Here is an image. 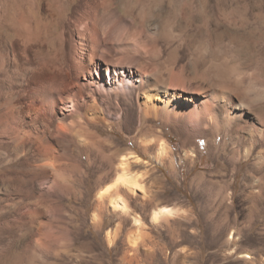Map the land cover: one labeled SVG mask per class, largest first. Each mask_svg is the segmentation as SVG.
Returning a JSON list of instances; mask_svg holds the SVG:
<instances>
[{
    "label": "rangeland",
    "instance_id": "374dc122",
    "mask_svg": "<svg viewBox=\"0 0 264 264\" xmlns=\"http://www.w3.org/2000/svg\"><path fill=\"white\" fill-rule=\"evenodd\" d=\"M50 3L33 6L54 45L33 16L14 39L0 30V264H264V0ZM108 66L114 90L99 85ZM132 73L177 89L184 112L166 118L156 98L144 118ZM208 104L242 114L215 132ZM123 155L141 186L100 196ZM160 206L173 215L153 220Z\"/></svg>",
    "mask_w": 264,
    "mask_h": 264
},
{
    "label": "bare ground",
    "instance_id": "6f19581e",
    "mask_svg": "<svg viewBox=\"0 0 264 264\" xmlns=\"http://www.w3.org/2000/svg\"><path fill=\"white\" fill-rule=\"evenodd\" d=\"M60 0H51V3L50 5L52 7H50L51 9L53 8L54 12H58L60 15L61 12H62V9L60 8H57L55 6L59 5L57 4ZM13 2V1H12ZM35 0H15L12 4V7H9V10L11 8V13L9 15V23L10 25L8 24L7 26H4V25H1L0 27V30H2L1 32L3 31H7L6 34L8 33L9 34V38L10 39H14V37H17L23 33L26 32L27 28H25V32L23 30V28L25 26H32V20L30 19V16H33V24L36 26V29L42 34H46L49 32V35L46 36V39H48V42L52 43L54 45V36L53 34H50L52 31L51 29H49V24L48 23H45V22H42V18L40 16V14H38V10H36L35 6H33ZM77 2V1H76ZM70 4V3H69ZM36 6L38 4H35ZM41 6V5H39ZM38 6V8H39ZM61 6V5H60ZM72 7V6H71ZM35 9V10H34ZM64 9V8H63ZM52 10V12H53ZM8 11V10H7ZM41 12V11H40ZM53 12V13H54ZM46 14V13H45ZM17 15H21L22 16V19L25 18V20L21 21V20H15V17ZM42 15V14H41ZM66 15V14H65ZM7 17V16H6ZM43 17V16H42ZM20 18V17H19ZM30 19L31 22L29 21L27 24L26 22L28 20L26 19ZM56 18V17H55ZM7 21V19H6ZM25 22V25H23ZM55 23V22H54ZM62 23V22H61ZM60 23V24H61ZM4 24V23H3ZM6 24V23H5ZM51 25V24H50ZM55 25V24H54ZM52 24V26H54ZM33 26V27H35ZM58 26V25H57ZM31 27V28H33ZM35 29V30H36ZM56 29V28H54ZM33 29H31L30 31H32ZM34 30V31H35ZM29 31V32H30ZM37 32V31H36ZM131 34V33H130ZM129 34V35H130ZM2 35V34H1ZM32 37V34H30ZM45 36V35H44ZM56 36V34H55ZM2 37V36H1ZM35 37V35H34ZM41 37V36H40ZM129 37V36H128ZM38 38V37H37ZM43 41V40H42ZM23 42V41H22ZM26 44V43H25ZM24 44V45H25ZM33 44V43H32ZM51 44V45H52ZM44 45V44H43ZM52 45V47H53ZM30 47V46H29ZM20 48V47H19ZM54 48V47H53ZM53 50V49H52ZM57 50V49H56ZM54 51V50H53ZM60 62V61H59ZM97 71V70H96ZM119 72L116 71L114 69V73H113V69L108 66L107 67V71H106V76L104 75H101V73L99 74V72H97V74L99 75L100 77V86L103 87V88H107V90H114L116 88L115 86V82L117 81V75ZM133 78L137 81V85H136V95H135V98L137 97V99H139V97L142 98L143 101H141V103L137 100V103H138V107L139 109L141 110L142 112V115L143 117L145 118L146 115H148L149 113H151L152 111H155L157 112V106L154 104V99H158V98H166V102H164V104L162 105V112L167 116L166 118H169L170 116H172V114L175 116L179 113H182L184 112L183 111V108H182V105L180 103V101H176L175 103H170L178 94L179 92L178 91H172L171 88L167 87L166 85L164 84H160L158 82H154V80H152L151 76L150 75H141V74H138V73H132L131 75L128 74V78L131 82H133L132 79ZM161 82V80H160ZM133 84V83H132ZM134 85V84H133ZM181 94V93H180ZM156 99V100H157ZM209 103V102H208ZM91 114L90 116L94 119V120H105V116H104V113L100 107V105L98 104V102L94 99L91 103ZM209 105V104H208ZM212 106V105H211ZM209 105V107L207 108V110L205 111L207 116L209 117V121L212 122V130L215 131V132H218L220 131L219 128H220V122L221 120L225 121V122H234L232 120H235L238 116V113L239 114H242L241 111H235L233 109H230L229 107L225 110V112H220V109L217 110L216 107H211ZM206 107V106H205ZM224 107V106H223ZM239 107V106H238ZM186 109V108H185ZM204 109V108H203ZM202 109V110H203ZM201 110V109H200ZM221 110H224L223 108ZM198 111V110H197ZM199 112V111H198ZM204 113V111H203ZM198 114V113H197ZM201 114V112H200ZM205 114V113H204ZM195 115V114H194ZM203 115V114H202ZM63 117H65L66 119V116L64 115ZM192 117V115H191ZM142 118V117H141ZM195 118L197 119V122L198 123H201L199 121H201V117L200 115H195ZM193 119H194V116H193ZM143 120V119H142ZM192 120V119H191ZM203 120V119H202ZM186 121V120H185ZM189 121V120H188ZM205 121V120H204ZM236 121V120H235ZM192 123V121H191ZM238 125V124H237ZM206 128V127H205ZM229 128V126H228ZM206 130V129H205ZM230 131L232 129H229ZM228 131V130H227ZM253 135L252 134V131L250 132V136ZM25 139V138H24ZM251 139V138H250ZM35 140V139H34ZM37 140V138H36ZM249 140V139H248ZM246 141V140H245ZM251 141V140H250ZM21 142V141H20ZM83 143H86L87 141L86 140H82ZM22 143V142H21ZM17 144H20V143H17ZM17 146V145H16ZM249 146V145H248ZM246 149V148H245ZM42 150H45L44 148ZM39 152L37 155V157L35 156V159L34 160H37L38 161V166L40 168H44L45 165H48L53 167L55 166L54 163L51 162V156H52V153H48V152H45V151H42ZM40 151V150H39ZM160 159L161 160H166V157L168 156V151H167V147L165 144H161V147H160ZM127 164H128V156L127 155H123L120 159V171L117 173L113 183L111 185H108L106 187H104L103 189H101L99 191V195L100 196H103L107 191H109L113 186H118V185H125L127 186L131 191L135 192L137 188H139L141 186V183L139 181V177L137 175H132V174H129L128 172V169H127ZM45 170V169H43ZM45 172V171H44ZM47 172V171H46ZM228 183V182H227ZM111 207L113 208L114 211H121L123 213H129V207H128V204L125 200V198L119 194V193H113L111 194ZM131 212V211H130ZM174 213V209L170 206H160L156 209H154L153 211V220L155 221H159L160 219H162L163 216L165 215H173ZM134 221L135 223L139 226L142 224L141 222V219L139 218L138 215H134ZM133 244L136 243V240L134 239L133 241ZM246 257H251V255H249L248 253H246Z\"/></svg>",
    "mask_w": 264,
    "mask_h": 264
}]
</instances>
